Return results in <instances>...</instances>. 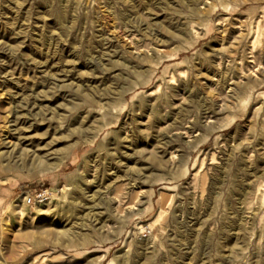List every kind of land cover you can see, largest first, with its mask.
Wrapping results in <instances>:
<instances>
[{
	"label": "rangeland",
	"instance_id": "obj_1",
	"mask_svg": "<svg viewBox=\"0 0 264 264\" xmlns=\"http://www.w3.org/2000/svg\"><path fill=\"white\" fill-rule=\"evenodd\" d=\"M0 136V264H264V0H0Z\"/></svg>",
	"mask_w": 264,
	"mask_h": 264
},
{
	"label": "bare ground",
	"instance_id": "obj_2",
	"mask_svg": "<svg viewBox=\"0 0 264 264\" xmlns=\"http://www.w3.org/2000/svg\"><path fill=\"white\" fill-rule=\"evenodd\" d=\"M224 4H226V3H224ZM228 4V3H227ZM221 5V4H220ZM227 6V5H226ZM213 7H214V5H213ZM223 7V6H222ZM227 7H229V6H227ZM212 8V7H211ZM225 8V7H224ZM232 8H234V7H232ZM212 10V9H211ZM208 12V11H207ZM147 55H148V52H146V54H142V56H137V58L138 57H140L139 59L140 60H146V58H147ZM121 104V101H119L118 103H116V107L117 106H119ZM15 113V112H14ZM16 114V113H15ZM109 124L108 123H106L105 124V126H108ZM5 134H3L2 136H4ZM2 136H0V139H2ZM96 136V135H95ZM9 138V136H7V137H5L3 140H0V143H1V145L2 146H5V145H7V144H9L10 142H9V140H7L8 142H6L5 140L6 139H8ZM94 139H95V137L94 138H92L91 140H89L88 142H94Z\"/></svg>",
	"mask_w": 264,
	"mask_h": 264
},
{
	"label": "built area",
	"instance_id": "obj_3",
	"mask_svg": "<svg viewBox=\"0 0 264 264\" xmlns=\"http://www.w3.org/2000/svg\"><path fill=\"white\" fill-rule=\"evenodd\" d=\"M47 200V194L45 192H42L40 194H38L37 196H35V198H28V202H37V203H43Z\"/></svg>",
	"mask_w": 264,
	"mask_h": 264
}]
</instances>
